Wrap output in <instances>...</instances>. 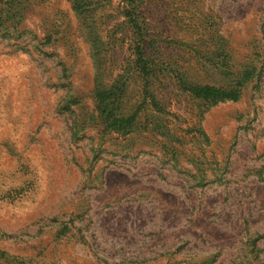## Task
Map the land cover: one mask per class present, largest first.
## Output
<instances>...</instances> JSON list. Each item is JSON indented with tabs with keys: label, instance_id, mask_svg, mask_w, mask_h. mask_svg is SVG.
<instances>
[{
	"label": "rangeland",
	"instance_id": "1",
	"mask_svg": "<svg viewBox=\"0 0 264 264\" xmlns=\"http://www.w3.org/2000/svg\"><path fill=\"white\" fill-rule=\"evenodd\" d=\"M91 1L0 0V264H264V0Z\"/></svg>",
	"mask_w": 264,
	"mask_h": 264
},
{
	"label": "trees",
	"instance_id": "2",
	"mask_svg": "<svg viewBox=\"0 0 264 264\" xmlns=\"http://www.w3.org/2000/svg\"><path fill=\"white\" fill-rule=\"evenodd\" d=\"M73 10L77 13H86L91 11V0H70ZM125 11L124 15L129 21H132L133 26L137 25L139 21V0H124ZM4 18V17H3ZM8 19V18H7ZM145 36H147L145 34ZM144 34L141 33L139 42H136V67L141 74L144 76L152 75L154 71V63L150 62L147 54L144 51ZM220 73L228 76L227 74H232V72L227 69V66L223 64L218 65ZM230 71V72H229ZM251 75L250 68L246 67L239 73V77L235 79V82L227 85L225 87H217L214 85H200L189 82H182L185 91L191 93L194 97L200 98L208 104H214L218 101L223 100H237L239 97V91L246 79ZM121 94V88L117 85H111L109 87L97 88L94 92V97L96 99L97 107L102 109L103 112H107L108 116H111V122L117 124L119 128L130 129L132 121L135 117V113L130 115L120 114L116 115L118 110L117 102ZM117 129V128H116ZM120 130V129H118Z\"/></svg>",
	"mask_w": 264,
	"mask_h": 264
}]
</instances>
